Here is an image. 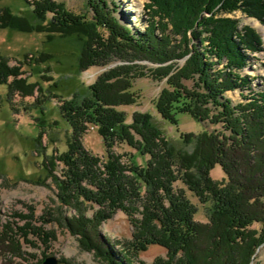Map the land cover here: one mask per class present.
<instances>
[{
	"label": "trees",
	"instance_id": "trees-1",
	"mask_svg": "<svg viewBox=\"0 0 264 264\" xmlns=\"http://www.w3.org/2000/svg\"><path fill=\"white\" fill-rule=\"evenodd\" d=\"M88 4L89 17L56 0H32L30 15L10 7L0 14V28L42 33L44 42L76 36L81 41L79 72L123 62L101 71L84 94L59 100L65 125L36 116L37 143L48 131L61 134L50 137L47 145L53 148L42 164L56 181L60 201L98 206L90 218H82L81 212L73 216L78 222H67L68 230L84 237L111 264H120L109 247L89 236L102 240L100 222L120 210L133 227L131 239L121 246L126 253L151 244L166 250V258L152 264H253L254 251L264 243V79L262 88L253 90L250 77L241 71L250 55L263 50V41L247 25L238 31V20L220 13L241 10L264 23V0H150L151 20L144 30L134 31L118 22L107 0ZM52 57L43 50L28 52L10 66L0 54V86L22 96L35 89L43 92L37 80L22 76V68L49 71ZM181 58L185 60L179 64ZM136 60L156 65L144 70ZM147 74L165 79L153 101L161 119L176 125L178 113H187L218 127L179 132L181 143L191 145L186 150L171 143L149 112L136 111L126 122L118 106L136 101L133 79ZM55 87L53 83L46 92L60 96ZM232 90H238L241 100L225 95ZM36 101L42 108L38 96ZM89 127L101 137L103 157L82 143ZM116 144L134 149L143 160L114 151ZM57 163L63 167L59 175L53 174ZM215 165L224 178L211 177ZM187 193L204 208L205 222L195 220L198 206Z\"/></svg>",
	"mask_w": 264,
	"mask_h": 264
},
{
	"label": "rangeland",
	"instance_id": "rangeland-1",
	"mask_svg": "<svg viewBox=\"0 0 264 264\" xmlns=\"http://www.w3.org/2000/svg\"><path fill=\"white\" fill-rule=\"evenodd\" d=\"M56 1L63 2L68 9L76 13H86L88 17L92 13L89 0ZM31 2L32 0H0V14L3 8L10 7L14 12L30 15ZM107 2L114 10L113 14L118 22L129 26L132 31L144 30L146 22L151 20L153 15L151 7L148 6L150 0H107ZM220 14L237 19L238 31L247 25L261 36L263 50L250 55L249 64L245 65L241 73L250 77L253 90L262 88L264 23L256 17L242 13L241 10ZM155 32L159 33L158 30ZM174 38L179 39L178 36ZM44 39L42 33L0 28V54L6 58L8 65L18 64L17 59H22L23 54L28 52L43 50L53 56L48 66L49 71L22 68L24 71L22 76L29 81L37 80L43 92L40 93L35 89L32 95L22 96L20 92L14 90L8 92L5 85L0 86V104L2 103L0 105V264H43L47 256L57 258L56 264H111L92 245L89 246L84 237L68 230L67 222H78L73 216L77 217L81 212L82 218L84 215L90 218L98 206L90 202L81 205L74 200L68 204L60 201L56 181L49 175L50 173L46 175L47 172L42 164L46 158L47 160L49 158V156L45 157V154H49L53 148L52 144L47 145L50 137H59L61 134L48 131L43 133L37 143L35 136L39 126L36 116L46 120L56 118L65 125L57 110L59 100L74 93L84 94L86 86L92 83L101 71L108 66L123 62L115 61L106 66H93L79 72L77 56L81 41L76 36L55 37L50 42H44ZM193 42L198 43V39H193ZM184 60L181 58L178 63L181 64ZM134 62L145 66L144 70L156 65L146 60ZM42 67L44 66H39ZM53 83L57 84L54 90L60 96L54 97L46 92ZM164 86L165 79L157 80L150 74L136 77L131 87L137 95L136 101L129 105H120L118 109L124 111L126 122H131L132 114L136 111L151 113L154 122L164 131L171 143L181 149L191 150L190 144L181 143L179 132L197 133L204 128L212 129L218 125H211L204 120L196 121L187 113H178L176 125L161 119L155 111L153 101ZM248 91L247 87L243 90L245 94H248ZM225 95L234 102L241 100L238 90L226 91ZM37 96L42 100V108L37 107ZM4 97L8 99L9 105ZM81 139L90 153L104 156V144L96 128L89 127ZM46 145L47 149H44ZM113 150L118 153L131 152L135 154L137 162L143 160L134 149L124 144H116ZM62 169V165L57 163L53 174L59 175ZM221 170L219 165H215L210 170L211 177L217 180L224 178L225 175ZM38 173L40 174L37 175ZM187 194L198 206L194 215L195 220L205 222L207 217L204 208L197 202L196 197ZM252 225L258 227V224ZM132 228L126 215L116 210L110 218L101 221L97 228L102 240L89 236L93 242H100L101 245L109 247L115 258L121 260L120 264H138L139 261L152 264L155 258H166V250L157 244L148 245L144 251L129 250V253H126L121 246L126 245L131 239ZM254 252L253 264L255 262L264 264V243Z\"/></svg>",
	"mask_w": 264,
	"mask_h": 264
},
{
	"label": "water",
	"instance_id": "water-1",
	"mask_svg": "<svg viewBox=\"0 0 264 264\" xmlns=\"http://www.w3.org/2000/svg\"><path fill=\"white\" fill-rule=\"evenodd\" d=\"M110 67V66H108ZM58 262V259L53 257V256H47L44 260H43V264H56Z\"/></svg>",
	"mask_w": 264,
	"mask_h": 264
}]
</instances>
